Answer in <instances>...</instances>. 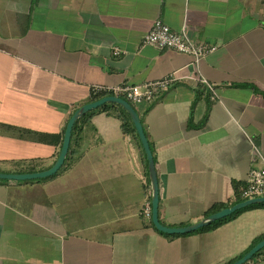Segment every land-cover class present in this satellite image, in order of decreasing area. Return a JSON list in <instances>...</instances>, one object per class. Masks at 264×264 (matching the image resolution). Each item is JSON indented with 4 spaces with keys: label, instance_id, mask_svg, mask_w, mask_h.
Returning a JSON list of instances; mask_svg holds the SVG:
<instances>
[{
    "label": "crops",
    "instance_id": "crops-1",
    "mask_svg": "<svg viewBox=\"0 0 264 264\" xmlns=\"http://www.w3.org/2000/svg\"><path fill=\"white\" fill-rule=\"evenodd\" d=\"M157 20L215 50L195 65L142 47ZM170 76L179 80L169 91L135 109L159 220L179 228L242 202L263 165L264 0H0V173L51 168L92 86ZM101 108L73 131L57 174L0 180V264H233L264 239V203L189 234L159 232L141 216L151 188L139 138ZM245 264H264V249Z\"/></svg>",
    "mask_w": 264,
    "mask_h": 264
},
{
    "label": "built area",
    "instance_id": "built-area-1",
    "mask_svg": "<svg viewBox=\"0 0 264 264\" xmlns=\"http://www.w3.org/2000/svg\"><path fill=\"white\" fill-rule=\"evenodd\" d=\"M141 46H152L160 50H172L177 53L189 55L193 58V63L198 65L202 58L215 50V47L204 43L192 41L185 33V30L175 31L163 21L157 20L151 30L143 37ZM123 51L115 47L113 55L118 56ZM179 80L177 77H166L162 80L146 83L144 85L123 84L114 87L94 85L91 87V96H117L129 102L134 108L140 105H152L159 96L169 91ZM201 84L211 94V100H216V88L205 79H201ZM239 197L242 201L256 198H264V161L260 168L252 169L248 175L246 183L239 190ZM141 216L150 221L152 218L151 202H146L141 209Z\"/></svg>",
    "mask_w": 264,
    "mask_h": 264
},
{
    "label": "water",
    "instance_id": "water-1",
    "mask_svg": "<svg viewBox=\"0 0 264 264\" xmlns=\"http://www.w3.org/2000/svg\"><path fill=\"white\" fill-rule=\"evenodd\" d=\"M108 104L119 106L128 114L135 128L139 141L142 145V148H143V151L145 153L146 160L148 163V175H149L150 188H151V207H152L151 221L154 227L159 232L169 234V235L189 234V233L198 231L200 229H203L217 221H221L245 207L264 203V198H256L252 200L242 201L240 203L233 205L232 207L225 208L221 211L213 213L197 223H194V224H191L185 227L171 228V227L164 226L159 220V184H158V178H157V173L155 169V162H154L153 153L150 147V143L146 136L143 124L141 122V119H140V116L137 110L129 102L117 96H105L97 101L89 102L81 106L74 112V114L72 115V117L69 119L67 123L59 156L51 168H49L48 170L42 171V172H35V173H23V174L0 173V180L25 182V181L45 179V178H49L57 174L63 167L67 159V156L69 154L71 139H72L73 131H74L76 124L85 115ZM262 249H264V239L260 241L258 244H256L241 259L237 260L233 264H245L246 262L251 260L257 253H259Z\"/></svg>",
    "mask_w": 264,
    "mask_h": 264
},
{
    "label": "trees",
    "instance_id": "trees-1",
    "mask_svg": "<svg viewBox=\"0 0 264 264\" xmlns=\"http://www.w3.org/2000/svg\"><path fill=\"white\" fill-rule=\"evenodd\" d=\"M97 100H99V96L92 97L91 102L97 101ZM101 110H105V111L116 110V111H118L119 112L118 117L124 122L123 123L124 131L125 132L130 131V132H133L136 134V131L134 129V126H133L128 114L121 107L115 106V105H108V106L102 107ZM92 116H93V113H89V114L85 115L84 117H82L79 120V122L76 124V126L74 128V133L76 134V133L80 132L81 131L80 129L82 128V126L84 124L88 123ZM129 127H130V129H129ZM223 208H224L223 206L215 207V208L211 209L207 214L210 215L214 212L222 210Z\"/></svg>",
    "mask_w": 264,
    "mask_h": 264
}]
</instances>
